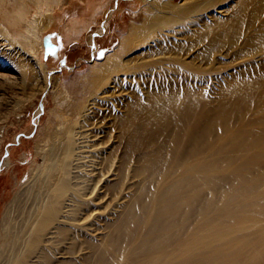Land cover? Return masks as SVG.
Instances as JSON below:
<instances>
[{"label":"bare ground","instance_id":"6f19581e","mask_svg":"<svg viewBox=\"0 0 264 264\" xmlns=\"http://www.w3.org/2000/svg\"><path fill=\"white\" fill-rule=\"evenodd\" d=\"M238 1L218 4L206 18L226 21ZM185 2V6L197 8L209 2L207 6H212L217 0H183L182 4ZM92 6L86 5V11ZM157 10L149 28L132 25L115 48L94 61L101 72L94 90L110 86L103 97L129 94L121 86L133 84L136 78L160 77L172 64L187 66L185 58L190 55L173 50V44L184 40L185 34L165 28L167 22L159 18L163 11ZM51 12L47 8L43 13L50 17ZM82 15L72 26L88 28L91 21ZM226 31L224 28L222 33ZM13 33L18 34L0 22V102L6 104L15 102L19 93L45 90L47 80L46 65L32 45L38 40L41 46L35 27L20 34L23 45ZM131 46H137L135 52L121 59L118 55ZM56 85L55 79L53 88ZM134 103L142 102L128 103L129 116ZM184 105L182 110L168 113L159 95L143 103L161 122L156 140L159 150L153 156L148 153L136 168L131 177L132 183L138 180L136 188L127 187L123 194L120 191L111 197L116 205L108 209L112 212L109 224L96 226L93 220L106 213L109 202L105 179L117 180L121 173L110 171L112 165H107V138L105 142L103 138L109 124L104 121L106 115L100 117L104 108L96 98L82 103L77 112L72 111L73 116L63 117L45 144L44 164L29 183L28 196L15 193L1 217L3 224L14 204L27 208L26 216L9 231V242L24 236L13 247L17 252L26 251L23 264H41V254L61 249L55 237L63 228L72 231L67 239L88 238L83 248L92 255L90 264H264V209L257 207L262 201L250 203L253 193L263 192L264 162L255 161L253 166L246 162L251 155L264 154V135L257 134L262 140L256 149L234 151L229 147L233 137L219 133L214 121H250L247 111L239 114L242 111L235 110L225 116L222 109L203 111L190 99ZM200 121L206 123L202 130H198ZM207 126L214 134H209ZM224 147L229 149L220 154ZM249 204L255 207H247ZM67 244L66 250L57 251L59 256L72 253L67 250L71 240Z\"/></svg>","mask_w":264,"mask_h":264},{"label":"rangeland","instance_id":"374dc122","mask_svg":"<svg viewBox=\"0 0 264 264\" xmlns=\"http://www.w3.org/2000/svg\"><path fill=\"white\" fill-rule=\"evenodd\" d=\"M232 1L217 0L212 6H207L209 2L193 8L185 6L187 2L182 4L183 0H151L153 6L150 0H0V22L11 32L18 33L12 35L22 45L23 36L20 34L35 27L42 47L38 40L32 45L40 54L47 72L45 90L28 95L19 93L12 104L0 102V264H23L26 259V251L13 249L14 245L23 242L24 236L17 237L12 243L9 242L12 237L9 231L26 216L27 208L22 203L14 204L2 224L5 206L17 192L21 198L28 196L27 187L44 164L47 140L57 123L63 117L71 116L72 111L77 112L82 103H88L92 98L104 108L99 115H106L104 121L109 124L103 138V142L107 138V165H112L110 171L118 169L121 172L117 180H108L110 176L105 179L109 202L106 213L93 220V226L109 224L112 212L108 209L116 205L111 197L120 191L123 194L127 187L136 188L138 180L131 182L136 168L148 153L153 156L159 150L156 140L161 122L143 106V103L153 101L156 95L162 98L163 109L168 113L182 110L187 99L203 111L222 109L225 116L235 110L242 111L239 114L247 111L250 121H214V126L219 133L233 137L229 146H233L232 150L252 151L257 148L262 140L257 134L264 135V0H239L232 6L233 14L227 16L226 21L215 19L212 23L206 18L218 4ZM86 5L93 6L86 11ZM47 8L52 10L50 17L43 13ZM157 8L163 11L159 18L167 22L165 28L185 34L184 40L173 44V50L180 55H190L185 58L187 66L172 64L169 72L160 77L136 78L133 84L121 86L129 90V94L103 97L110 86L94 90L101 77L94 61L102 60L115 48L132 25L139 26L140 30L149 28L153 17L158 14ZM82 14L88 15L92 22L84 30L71 24ZM224 28L226 33H222ZM136 49L137 46H131L118 56L126 58ZM55 79L58 86L53 88ZM136 99L142 103H134L133 113L129 116L127 105ZM205 126L206 123L200 121L198 130ZM206 130L214 134L212 127L207 126ZM229 147L222 148L220 154ZM6 158L8 163L4 164ZM255 161L264 162V154L246 158L251 166ZM251 201H262L257 207L258 210L264 209V189L262 194L259 191L253 193ZM90 206L98 207V204ZM247 207L255 206L249 204ZM80 215L78 213L77 217ZM61 230L55 237V243L59 242L57 245L61 249L41 254L39 262L90 264L88 261L92 255L83 248L88 238L78 235L72 241L67 239L71 229ZM70 240L72 244L67 250L72 253L59 256L57 251L66 250L64 248Z\"/></svg>","mask_w":264,"mask_h":264},{"label":"crops","instance_id":"0c3cea01","mask_svg":"<svg viewBox=\"0 0 264 264\" xmlns=\"http://www.w3.org/2000/svg\"><path fill=\"white\" fill-rule=\"evenodd\" d=\"M90 25H91V22H90ZM90 25H89V26H90ZM89 26H88V28H89ZM83 30H84V28H83ZM77 36H78V35H77ZM73 39H74V38H73ZM71 40H72V39H71Z\"/></svg>","mask_w":264,"mask_h":264}]
</instances>
